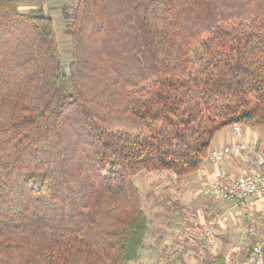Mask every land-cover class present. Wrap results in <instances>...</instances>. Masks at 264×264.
<instances>
[{
	"label": "trees",
	"instance_id": "trees-1",
	"mask_svg": "<svg viewBox=\"0 0 264 264\" xmlns=\"http://www.w3.org/2000/svg\"><path fill=\"white\" fill-rule=\"evenodd\" d=\"M23 1L0 0V264L138 261L133 178L190 176L219 132L264 126V0H75L67 65Z\"/></svg>",
	"mask_w": 264,
	"mask_h": 264
},
{
	"label": "rangeland",
	"instance_id": "rangeland-1",
	"mask_svg": "<svg viewBox=\"0 0 264 264\" xmlns=\"http://www.w3.org/2000/svg\"><path fill=\"white\" fill-rule=\"evenodd\" d=\"M74 7L75 0H24L20 5L23 11L42 8L43 13L53 18L66 65L72 56L71 38L67 32L64 12L72 11ZM243 128L244 131L248 128L261 131L260 137L263 141L261 144L263 143L264 148V126ZM219 134L216 135V139ZM192 179L191 175L178 177L169 171H142L133 178L134 184L140 190L142 205L149 218V231L144 249L141 251L142 257L130 264H206V262L216 264L210 254L219 253L217 252L219 248L216 251L207 249L204 231L208 226L207 221L212 222L217 216L213 211L215 212L226 201H222L221 204L213 203V200L209 199L210 191L205 189L192 194L189 192ZM207 203L210 207L211 204L216 206L209 210ZM242 209L245 210V207ZM230 220L231 218H228L226 222L228 234L235 231ZM217 231L218 229L215 230ZM217 239L220 244L218 237ZM220 256L222 255H217V258Z\"/></svg>",
	"mask_w": 264,
	"mask_h": 264
},
{
	"label": "crops",
	"instance_id": "crops-1",
	"mask_svg": "<svg viewBox=\"0 0 264 264\" xmlns=\"http://www.w3.org/2000/svg\"><path fill=\"white\" fill-rule=\"evenodd\" d=\"M246 132L251 140L256 141L258 145L259 143L261 144V131L258 129L254 130L248 128L246 129ZM236 141L237 138L233 127H228L220 132L217 139L215 138L213 140L211 150L232 145ZM262 144L259 146L262 147ZM262 149L264 150L263 147ZM218 170H221L230 178H234L251 171L243 157H234L232 160L221 164L208 162L202 170H199L197 173L191 175L193 176V179L191 181L192 185L190 186L191 190L189 192L193 194L194 192L197 193L199 191H203L204 189L210 191L211 183ZM209 194H211V192H209ZM209 197L211 201L213 200V203L217 204H221L222 201H226V203L219 206L215 212L213 211L214 214L217 213V216L214 218L215 220L212 222L207 221L208 226L212 223L216 226L215 230L218 229L216 235L220 240L218 247L219 250L217 251L219 253L210 254L214 258L213 261H216V264H220L223 260L218 262L217 255L221 254L222 256L220 257L224 258L225 255L236 248L238 250V259L242 262H246L252 246L258 242L256 239L264 240V197H259L256 201V205L253 209L255 214L254 222L249 218L250 210L244 202H238L237 200H219L212 194ZM207 204L208 209H212L211 207L213 205L211 204L210 207V204ZM215 206L213 207L215 208ZM243 206L245 207V210L242 209ZM228 218H231L230 221L235 229V231H232L230 234L227 233L229 230L226 225ZM250 226L255 227V232L257 233L256 236L249 233L248 229Z\"/></svg>",
	"mask_w": 264,
	"mask_h": 264
},
{
	"label": "built area",
	"instance_id": "built-area-1",
	"mask_svg": "<svg viewBox=\"0 0 264 264\" xmlns=\"http://www.w3.org/2000/svg\"><path fill=\"white\" fill-rule=\"evenodd\" d=\"M237 141L232 145L220 149H212L199 170L208 162L221 164L234 157H243L251 170L249 173L230 178L218 170L210 186L211 194L219 200H238L247 205L249 218L254 222L253 209L259 197H264V150L256 141L251 140L242 125L233 126ZM251 235L256 236L255 227L248 229ZM204 240L208 250L216 251L219 242L214 224L206 226ZM238 250L234 248L227 254L222 264H264V240L255 243L250 250V257L242 262L238 259Z\"/></svg>",
	"mask_w": 264,
	"mask_h": 264
}]
</instances>
